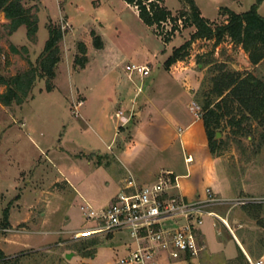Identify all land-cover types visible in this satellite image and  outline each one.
Wrapping results in <instances>:
<instances>
[{"label":"rangeland","instance_id":"rangeland-1","mask_svg":"<svg viewBox=\"0 0 264 264\" xmlns=\"http://www.w3.org/2000/svg\"><path fill=\"white\" fill-rule=\"evenodd\" d=\"M194 2L203 18L212 20L208 21L214 26L225 22L223 8L241 13L249 9L253 0ZM23 3L37 16V32L29 39L22 26L8 35L5 30L8 21L0 13V76L22 74L29 69V63H36L49 24L62 31L58 43L61 59L50 92L45 90L43 80H37L21 105L7 108L0 104V220L4 208H8L9 223L8 229L0 230V251L4 256L0 264H115L127 247H133L127 232L78 241L71 239L70 232L93 227V221L87 220L80 209L85 203L94 209L107 206L120 188L113 175L115 156L123 142L128 141L131 135L128 129L143 108L135 101L121 102L120 98L125 97L126 90H132L131 82L138 76H129L124 67L142 65L150 72L163 69L172 50L189 41L195 28L178 21L177 30L164 43L172 23H164L157 29L148 27L139 19L136 8L122 0H23ZM163 6L173 17L188 10L180 0H166ZM258 13L264 17V2ZM92 32L102 41V49L94 48ZM79 43L86 49L83 67L74 63L76 56L81 57ZM198 59L211 62L208 66L223 65L230 71L251 73L264 82V60L251 66L247 54L228 39L214 48L212 41H192L188 56L179 64L174 63L173 71L180 77L189 76L191 82L201 81L208 66L198 63ZM4 91L5 87L0 85V94ZM119 112L121 116L117 117ZM124 117L126 123L121 120ZM112 119L116 120V131L123 133L120 138L113 136ZM218 133L216 140H221L227 130ZM250 140L243 142L249 146ZM101 154L105 158H99ZM216 169L231 200L264 198V145L254 154L250 149L241 154L230 144L216 157ZM212 211L224 220L229 216L230 227L235 219L243 228H250L245 229L250 232L248 237L259 232L240 205L223 204ZM212 221L214 228L205 219L204 227L208 229L205 238L214 253L211 264H221L236 248L222 228H227L225 223L221 219ZM257 238L252 237L250 242ZM218 240L226 241L224 249L217 247ZM257 244L253 243V251L261 250ZM250 260L255 261L256 256ZM233 262L226 260L225 264ZM245 262L249 264L248 259ZM174 264L202 263L192 259Z\"/></svg>","mask_w":264,"mask_h":264},{"label":"trees","instance_id":"trees-1","mask_svg":"<svg viewBox=\"0 0 264 264\" xmlns=\"http://www.w3.org/2000/svg\"><path fill=\"white\" fill-rule=\"evenodd\" d=\"M122 1L135 7L139 19L148 27L157 29L164 23H172L170 32L163 40L164 43L170 41L172 33L177 30L179 20L195 28L189 41L172 50L164 61L165 68L183 61L188 56L190 43L199 39L212 41L213 48L224 39H228L247 54L251 66L259 65L264 60V17L258 13L263 0H253L249 9L241 13L223 8L222 13L225 14L226 20L214 26L201 16L194 0H180L188 10L181 11L176 17L162 5L164 0ZM0 13L8 21L5 26L8 35L23 26L27 38L32 39L35 36L37 16L31 8L24 5L23 0H0ZM47 30V39L35 64L29 63V69L22 74L8 78L0 76V85L5 87V91L0 94L2 106L9 108L13 104L21 105L37 80L44 81L47 92L52 90L51 82L55 78L56 67L61 59L58 43L62 39V31L60 27L51 24L47 26ZM91 35L94 48L102 49L103 43L100 38L93 32ZM78 49L81 57L76 56L74 63L83 67L86 63L84 44L79 43ZM13 51L16 52V49ZM198 61L204 67L211 63L201 59ZM193 100L198 105L208 148L213 157L220 156L223 148L230 144H234L241 154L248 149L253 154L260 151L264 145V82L248 72L230 71L223 65L208 66L205 76L193 94ZM226 130L225 138L216 140V133ZM253 131L257 134V140ZM247 138L251 139L249 146L243 142V139ZM240 210L249 219L254 220L256 226L264 229V216H261L264 213V203L240 205ZM8 228V208H4L0 230ZM85 246L80 250L82 251ZM239 254L243 257L240 250ZM260 255L257 253V256ZM3 258L0 251V259Z\"/></svg>","mask_w":264,"mask_h":264},{"label":"crops","instance_id":"crops-1","mask_svg":"<svg viewBox=\"0 0 264 264\" xmlns=\"http://www.w3.org/2000/svg\"><path fill=\"white\" fill-rule=\"evenodd\" d=\"M123 59L122 57L120 61ZM179 62L176 63L179 64ZM175 64L168 68L153 69L147 77L135 76V81L131 82L132 90H126L125 97H119L122 99V104L135 101L143 106L137 113L136 121L128 129L131 131L128 141L123 142L115 156L113 175L120 186L119 191L129 175L138 185H148L168 174L171 182H174L175 178L177 184V187H172L170 192L180 194L186 200L192 201L197 196L203 198L206 188H210L217 197L230 199L229 192H225L222 188L216 169V157L210 154L199 108L193 100V94L201 81L191 82L189 76L180 77V74L173 71ZM122 73L124 75L123 71ZM137 87L140 89L138 90ZM126 98L130 100L126 101ZM121 120L127 122L125 117ZM115 122L116 120L112 119L111 129L114 138L117 139L122 137L123 133L116 131ZM103 155L101 154L99 158H105ZM64 180L68 184V180L66 178ZM226 218L227 221L220 218L227 227L222 226V228L224 227L223 230L233 242L236 252L225 261L233 259V264H247L245 259H250V252L255 253L253 256H256V260L262 261L264 259V229L257 226L258 234L252 233L251 237H248L250 232L245 229L250 228H243L245 226L235 219L233 226L230 227L229 216ZM205 219L208 221V226L214 228L212 218L205 217L198 232V239L203 248L193 259H197L202 264H211L214 253L211 247L207 246L205 233L208 229L204 227ZM254 236H258L257 241L250 242ZM218 241L220 242H217V247L224 249L226 241ZM253 243H258L261 250L253 251ZM239 250L243 257L239 254ZM257 253L261 255L257 256ZM225 261L221 264H225Z\"/></svg>","mask_w":264,"mask_h":264},{"label":"built area","instance_id":"built-area-1","mask_svg":"<svg viewBox=\"0 0 264 264\" xmlns=\"http://www.w3.org/2000/svg\"><path fill=\"white\" fill-rule=\"evenodd\" d=\"M124 68L129 76L147 77L150 74L147 66L129 64ZM120 114L116 116L120 117ZM167 175L148 185H138L129 175L107 206L94 209L85 203L80 209L94 225L70 232L71 239L78 241L124 231L133 247H127L126 253L115 264H174L199 255L203 246L198 232L204 218L220 220L211 208L223 204L264 203V198L223 199L210 188L205 189L203 198L197 196L192 201L186 200L182 195L170 192L177 184L175 178L171 182ZM168 221L171 223L166 225ZM247 259L249 264H262L261 259Z\"/></svg>","mask_w":264,"mask_h":264},{"label":"water","instance_id":"water-1","mask_svg":"<svg viewBox=\"0 0 264 264\" xmlns=\"http://www.w3.org/2000/svg\"><path fill=\"white\" fill-rule=\"evenodd\" d=\"M218 136H220V134L217 132L216 135H215V138H217Z\"/></svg>","mask_w":264,"mask_h":264}]
</instances>
